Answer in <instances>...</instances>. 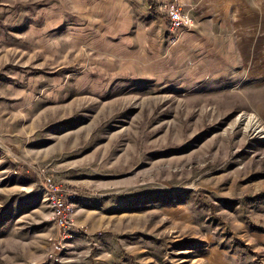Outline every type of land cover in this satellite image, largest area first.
<instances>
[{"label":"rangeland","instance_id":"obj_1","mask_svg":"<svg viewBox=\"0 0 264 264\" xmlns=\"http://www.w3.org/2000/svg\"><path fill=\"white\" fill-rule=\"evenodd\" d=\"M260 225L264 0H0V264H264Z\"/></svg>","mask_w":264,"mask_h":264},{"label":"built area","instance_id":"obj_2","mask_svg":"<svg viewBox=\"0 0 264 264\" xmlns=\"http://www.w3.org/2000/svg\"><path fill=\"white\" fill-rule=\"evenodd\" d=\"M163 11L168 20V30L177 32L191 29L194 26V18L178 2L170 1L164 5ZM46 200L52 212V219L61 229V237L56 249L61 251L66 248L62 241L68 242L75 235L76 192H64L52 178L47 177L44 183Z\"/></svg>","mask_w":264,"mask_h":264},{"label":"bare ground","instance_id":"obj_3","mask_svg":"<svg viewBox=\"0 0 264 264\" xmlns=\"http://www.w3.org/2000/svg\"><path fill=\"white\" fill-rule=\"evenodd\" d=\"M247 125H248L249 129H251L257 133L262 130V128H260L259 125L257 124V120L254 117H251L248 119Z\"/></svg>","mask_w":264,"mask_h":264},{"label":"crops","instance_id":"obj_4","mask_svg":"<svg viewBox=\"0 0 264 264\" xmlns=\"http://www.w3.org/2000/svg\"><path fill=\"white\" fill-rule=\"evenodd\" d=\"M183 8H184V1H182V2H178ZM192 16V15H191ZM193 17V16H192ZM184 39V38H183ZM180 40H181V38H180ZM260 227H262V228H264V225H260ZM263 237H264V235H263ZM263 241H264V238H263ZM264 245V244H263ZM264 263V262H263Z\"/></svg>","mask_w":264,"mask_h":264}]
</instances>
